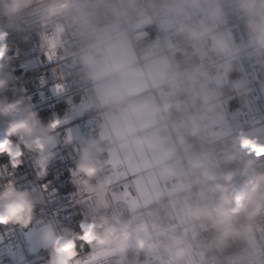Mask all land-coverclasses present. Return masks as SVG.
Returning a JSON list of instances; mask_svg holds the SVG:
<instances>
[{
	"label": "built area",
	"instance_id": "1",
	"mask_svg": "<svg viewBox=\"0 0 264 264\" xmlns=\"http://www.w3.org/2000/svg\"><path fill=\"white\" fill-rule=\"evenodd\" d=\"M164 3L165 0H34L18 13H1L0 32L8 33L9 55H17L5 60L0 68V78L8 81L6 89L0 90V100L23 97L45 123L53 114L61 123L49 133L55 146L43 180L36 177L35 154L25 150L24 165L15 170L7 156L0 158V189L12 181L16 189L30 193L36 213L30 226H21L15 214L0 216V264H50V256L54 260L57 254L63 255L62 249L56 247V238H70L78 231L81 219L92 218L94 197L73 187L69 172L83 141L99 142L103 149L100 158L108 162L102 177L110 181L109 199L113 205H125L123 215L128 216L129 204L121 196L131 175L125 167L118 166L109 177L111 143L101 133L106 121L114 113L125 111L131 102L152 99L157 106L169 107L163 114L166 120L155 117L150 128L127 139L148 130H162L167 149H177L189 158L219 151L206 133L194 135L193 129H202L210 117L220 112L229 126L264 131V67L255 63L246 17L237 9V0H220L225 21L216 31L229 38L233 46L232 54L227 56L217 55L207 47H192L176 18L165 13ZM119 36L125 37L130 47L128 64L103 79H92L84 58H106L108 43ZM160 57L166 60L169 74H178L175 94L167 88L146 85L133 94L98 96L99 84L110 80L120 83L128 70H145L148 62ZM244 89L247 94L238 95ZM6 126L7 119L0 117V136ZM11 139L15 142L17 138ZM45 183L47 190L42 187ZM3 203L0 201V206ZM102 211L110 214L112 209ZM136 213L145 220L176 223L152 200L139 205ZM50 233L53 238L48 242ZM77 250L79 256L70 264H117L119 260L114 247L107 243L83 248L78 245Z\"/></svg>",
	"mask_w": 264,
	"mask_h": 264
},
{
	"label": "clouds",
	"instance_id": "2",
	"mask_svg": "<svg viewBox=\"0 0 264 264\" xmlns=\"http://www.w3.org/2000/svg\"><path fill=\"white\" fill-rule=\"evenodd\" d=\"M0 2L4 3L6 16L32 4V0ZM237 9L246 17L255 63L264 67V0H237ZM164 11L176 18L192 47H207L220 56L232 54L229 38L216 31L225 21L220 0H165ZM7 37V32H0V68L5 60L17 55H9ZM118 51V43L111 45L106 60L112 67L122 69ZM95 62L92 57L84 58L86 64ZM177 76L163 67L149 71L134 68L124 74L119 87L127 94L135 93L141 85L167 88L175 94ZM7 84L6 79L0 78V90H5ZM246 94L247 89L238 93ZM168 107L141 100L131 102L125 110L138 118L166 120L163 114ZM0 117L7 119L0 136V158L7 156L8 164L15 170L24 165L25 150L35 154L36 177L43 180L55 146L49 133L59 128L58 115L53 114L45 123L21 97L15 101L0 100ZM201 131L218 145V152L189 158L177 149H165L147 136L125 145L129 166L148 171L164 185L150 199L176 221L174 225L141 218L135 201L128 205L129 214L125 217V205H113L109 199L110 181L102 177L108 163L100 158L103 149L98 141H83L69 172L73 187L94 197V215L81 219L78 231L70 238H56V247L62 249L63 255L57 254L54 260L50 256V264H70L79 256L78 245L83 248L93 243L112 245L119 257L117 264H264V131L229 126L223 112L210 117L202 129L194 128L193 134ZM11 137H16V141ZM146 152L162 155L139 162L134 159V154ZM47 186L42 184L45 190ZM0 201L4 202L0 216L15 214L21 226H30L36 218L30 193L16 189L12 181L0 189ZM105 209L112 211L106 214L102 211Z\"/></svg>",
	"mask_w": 264,
	"mask_h": 264
},
{
	"label": "crops",
	"instance_id": "3",
	"mask_svg": "<svg viewBox=\"0 0 264 264\" xmlns=\"http://www.w3.org/2000/svg\"><path fill=\"white\" fill-rule=\"evenodd\" d=\"M110 46L108 45L107 49ZM130 53V52H129ZM129 53L126 55V59L119 52L117 53L118 59L122 65L126 66ZM95 63L86 64V69L88 75L92 79H103L107 77L113 70L116 68L110 65V62L106 58H94ZM159 59L160 68L163 67L166 69L167 63L163 57ZM155 59V60H157ZM154 70V68H150ZM124 77V76H123ZM120 79V82L122 78ZM120 83L115 80H110L103 82L97 86L98 96L108 97L115 94L123 92L119 87ZM146 85H141L136 91L143 89ZM146 100L152 106H157L152 99H143ZM163 101H166V98H162ZM141 101V100H140ZM153 125V118L151 117H136L130 115L129 112L121 111L116 112L113 116L106 121L102 128V137L108 140L111 143L109 148L110 160H111V172L109 177L113 176V168L118 166L125 167L127 173L131 175V178L125 181V192L121 196V200L125 201L127 204H130L132 201L142 205L143 203L151 200L150 198L162 188V183L159 181V178L150 174L148 171L143 169H137L135 167L129 166L127 163L128 152L125 145L130 141L138 137H149L155 142L162 144V146L167 149L168 144L164 141L165 133L162 130L158 131H145L139 136H134L131 139H127L130 135H133L136 132L143 131L147 128H150ZM157 155H162V153L146 152L143 155L134 154V159L139 162L142 160H152Z\"/></svg>",
	"mask_w": 264,
	"mask_h": 264
},
{
	"label": "rangeland",
	"instance_id": "4",
	"mask_svg": "<svg viewBox=\"0 0 264 264\" xmlns=\"http://www.w3.org/2000/svg\"><path fill=\"white\" fill-rule=\"evenodd\" d=\"M32 1H34V0H32ZM5 11V8H4V3L3 2H0V15H1V13L2 12H4ZM114 43H118L119 44V53L121 54V55H123L124 56V58L126 59L127 57H126V55L130 52V47H129V45H128V42H127V40L125 39V37H123V36H119V37H117V38H115V39H113V40H111L109 43H108V45L109 46H111V45H113ZM108 45H107V47H108ZM107 51V50H106ZM127 61V63H126V65L128 64V59L126 60ZM159 59H157V60H152V61H150V62H148L147 64H146V66H145V71H149L150 70V68H154V70H158L159 68H160V65H159ZM73 134L74 133H76L77 131H76V129L75 130H72L71 131ZM49 235V241L48 242H50V240H52V234L50 233V234H48ZM29 237H32V235L31 234H29ZM29 237H27L26 236V238L28 239Z\"/></svg>",
	"mask_w": 264,
	"mask_h": 264
},
{
	"label": "snow or ice",
	"instance_id": "5",
	"mask_svg": "<svg viewBox=\"0 0 264 264\" xmlns=\"http://www.w3.org/2000/svg\"><path fill=\"white\" fill-rule=\"evenodd\" d=\"M89 251H91V249L89 248Z\"/></svg>",
	"mask_w": 264,
	"mask_h": 264
},
{
	"label": "trees",
	"instance_id": "6",
	"mask_svg": "<svg viewBox=\"0 0 264 264\" xmlns=\"http://www.w3.org/2000/svg\"><path fill=\"white\" fill-rule=\"evenodd\" d=\"M130 255V254H129Z\"/></svg>",
	"mask_w": 264,
	"mask_h": 264
}]
</instances>
